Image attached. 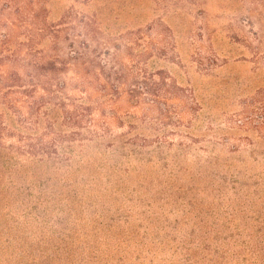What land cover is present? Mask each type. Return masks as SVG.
Instances as JSON below:
<instances>
[{
  "label": "rangeland",
  "instance_id": "obj_1",
  "mask_svg": "<svg viewBox=\"0 0 264 264\" xmlns=\"http://www.w3.org/2000/svg\"><path fill=\"white\" fill-rule=\"evenodd\" d=\"M80 2L45 3L49 28L62 31L42 44L57 70L36 78L51 97L36 130L12 127L0 148L19 157L18 135L44 134L55 146L33 158L0 155V264H27L26 250L47 264H264V0H99L112 3L104 13L110 44L90 41L74 22L70 46L66 17L93 13ZM137 33L159 49L139 67L193 90L196 110L164 131L133 118L125 123L137 130L124 125L113 135L65 124L60 84L96 83L133 67L123 50ZM120 47L121 64L110 56ZM73 52L105 75L65 73ZM161 135L169 144L156 142Z\"/></svg>",
  "mask_w": 264,
  "mask_h": 264
},
{
  "label": "trees",
  "instance_id": "obj_2",
  "mask_svg": "<svg viewBox=\"0 0 264 264\" xmlns=\"http://www.w3.org/2000/svg\"><path fill=\"white\" fill-rule=\"evenodd\" d=\"M46 2L47 0H0V30L2 29L0 33V107H4V110L0 111V148H4L3 141H12V127L18 126L28 132L36 130L42 121L38 111L46 102L45 96L51 97L49 89L40 86L36 78L39 71L44 68H48L47 70L53 73L57 70L54 64L47 63L48 56L42 44L51 39L58 41L62 38V31H52L49 28L44 10ZM80 4L87 11L93 7V13L87 17H79L73 11L69 13L65 19L67 21L65 42L70 46L74 44L76 28L72 26L74 22H78L90 41L100 43L101 38L106 44H110L111 32L109 28L108 34L105 32L108 26L105 23L107 16L104 13L107 11L106 8L109 11L113 9L110 6L112 3L82 0ZM135 7L133 3L129 8L134 10ZM11 13H14L12 20H10L13 16ZM126 40L123 53L130 58L133 67L121 65L120 73L108 72L107 80L96 79V83L75 81L74 85L67 82L60 84V90H63L62 93L65 92V124L80 131L85 129L90 135H113L115 130L124 128V125L131 131L137 130L134 123H125L124 118H133L139 121L142 127L164 131L180 127L186 117L196 110L198 105L193 90L179 87L171 77H166L164 74L151 75L139 67L144 63L147 52L159 49L145 43L143 35L139 33L132 34ZM121 51L120 47L119 55L118 53L110 55L113 62L121 64L120 56H123ZM73 68L79 71V77L82 75L81 68L88 69L90 73L99 71L97 74L99 78L100 75H105L104 69L94 60L86 62L74 52L70 54L68 62H65V73ZM199 74L202 73L199 72ZM137 79L144 81L147 85L129 86ZM114 80H119L121 83L113 84ZM98 82L99 87H97ZM41 92L43 94L39 95ZM86 100L90 102L89 105L82 103ZM43 118L45 122H48V115ZM170 134L179 136L171 131ZM74 136H81V132H75ZM46 137V134L40 138L33 135H18L20 145L14 147V150L19 157L2 150L0 155L5 153L8 156L11 155L12 159H24L33 158L38 152L50 154L49 152L51 149L54 150L55 146L52 147V144L46 143ZM169 138L168 135H161L157 137L156 142L169 144ZM39 255H42L40 251L37 254L27 250L23 253L27 264H47L46 257L41 259L42 256ZM13 264H23L22 258L13 260Z\"/></svg>",
  "mask_w": 264,
  "mask_h": 264
}]
</instances>
